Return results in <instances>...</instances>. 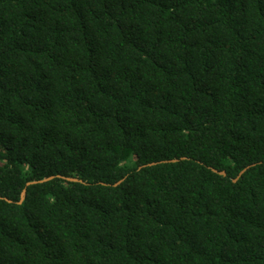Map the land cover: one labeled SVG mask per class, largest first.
I'll use <instances>...</instances> for the list:
<instances>
[{"label": "trees", "instance_id": "trees-1", "mask_svg": "<svg viewBox=\"0 0 264 264\" xmlns=\"http://www.w3.org/2000/svg\"><path fill=\"white\" fill-rule=\"evenodd\" d=\"M0 264H264V0H0Z\"/></svg>", "mask_w": 264, "mask_h": 264}, {"label": "water", "instance_id": "water-1", "mask_svg": "<svg viewBox=\"0 0 264 264\" xmlns=\"http://www.w3.org/2000/svg\"><path fill=\"white\" fill-rule=\"evenodd\" d=\"M182 158H185V157H182ZM169 161H177V159L174 158V159H171V160H169ZM156 163H158V162H151V163H148L147 165H153V164H156ZM252 165H254V164L248 165V166H246L245 168H243V170H241V172L239 173V176H240V174H242L243 172H245V170L248 169V168H249L250 166H252ZM212 169H213L214 171H216V172H219L220 174H223V175L226 174V172H225L224 170H222V171H218V170H216V169H214V168H212ZM51 178H53V176L46 177V178H44V179H42V180H40V181L48 180V179H51ZM66 179H68V180H72V181H80V182H84L82 179H79V178H77V177H66ZM235 180H236V179H235ZM30 183H31V182H28L27 184H30ZM25 194H26V188L23 189V191H22V193H21V198H20L19 202H22V201H23V199H24V197H25Z\"/></svg>", "mask_w": 264, "mask_h": 264}]
</instances>
